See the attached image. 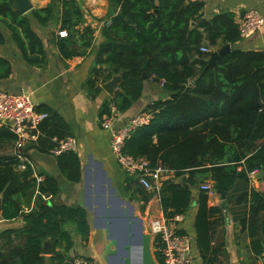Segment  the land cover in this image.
Segmentation results:
<instances>
[{
	"label": "trees",
	"instance_id": "16d2710c",
	"mask_svg": "<svg viewBox=\"0 0 264 264\" xmlns=\"http://www.w3.org/2000/svg\"><path fill=\"white\" fill-rule=\"evenodd\" d=\"M110 2L118 11L100 29L102 41L94 51L93 78L86 87L96 95L100 84L112 75L120 77L113 97L102 106L101 118L108 115L109 106L116 113L128 111L140 98L144 81H163L161 89L169 94L168 99L144 108L151 119L135 129L123 146L124 153L143 157L151 167L159 164L171 173L172 178L161 183L157 194L162 217L170 222L183 215L190 204V187L198 182L209 180L215 192L228 194L236 183H246L253 173H264V52L234 48L240 38L233 15L225 12L202 19L203 4L192 0ZM56 3L60 9L59 29L67 34L57 41L60 58L84 55V50L92 48L93 32L87 27L78 29L81 14L74 0ZM53 8L51 1L29 14L39 25H45L53 17ZM0 25L27 65H44L39 38L28 19L11 10V0H0ZM76 42L81 50L71 48ZM203 44L207 50L217 47V51L225 45L230 49L209 68L207 62L213 51L199 52ZM142 72L145 80L141 79ZM9 75V63L0 58V81ZM36 111L47 117L38 126L33 148L48 154L50 139L67 137L70 130L54 112L45 108ZM14 140L7 130L0 129V215L4 220L19 218L22 222L21 227L0 233V264H44L41 250L47 239L52 251L49 263L66 264L72 242L64 226H71L85 243L89 235L86 213L81 206L47 205L41 201L56 195V183L49 177L37 182L36 177L41 176L34 175L30 165L25 163L20 170L15 154H2L4 148L13 147ZM25 152L21 151L23 157ZM55 164L67 182H79L75 153L55 157ZM35 190L33 209L23 214L20 201L31 198ZM136 190L146 203L150 195ZM235 203L247 204L239 228L248 238L249 251L258 257L264 243V195L251 189L237 196ZM221 221V210L208 207L206 194L199 190L193 230L201 264H220L222 243H211ZM152 256L156 264H162L154 244Z\"/></svg>",
	"mask_w": 264,
	"mask_h": 264
},
{
	"label": "crops",
	"instance_id": "0c3cea01",
	"mask_svg": "<svg viewBox=\"0 0 264 264\" xmlns=\"http://www.w3.org/2000/svg\"><path fill=\"white\" fill-rule=\"evenodd\" d=\"M53 2V17L45 25H39L30 16L32 9L44 8ZM81 14V24L78 29L89 28L93 32L91 50H84L82 56L63 60L57 50L56 32L59 29V13L56 0H28L32 9L24 16L28 19L31 30L39 38L45 58L40 68L27 65L20 57L12 43L7 30L0 25V34L3 44L0 45V58L10 65V75L0 81V91L11 94L22 92L28 94L36 108H45L57 114L70 130L71 137L76 140L75 155L80 166V180L77 183L67 182L58 172L55 157L37 152L33 145L25 152L34 175L54 179L57 193L54 197H43L41 201L47 205L81 206L87 218L89 235L84 243L79 240L69 225L64 229L70 235L71 249L67 257H83L93 264H99L97 254L103 243V231L98 227L97 220L103 218V210L121 209L130 207L144 225L152 218H163L158 206L157 198L150 195L146 203L142 201L133 180L125 177L115 164L108 146L109 134L99 127V115L102 106L110 97L99 85V93L91 94L87 89V81L93 78V56L97 45L102 41L100 29L104 21L115 15L118 9L110 0H74ZM203 4L201 18L208 20L219 13H231L237 25L239 17L248 10L256 11L264 19V0H192ZM205 48L206 45L200 46ZM79 49L78 42L72 45ZM207 48V47H206ZM217 47L209 48L216 51ZM234 48L239 51L264 52V27L248 38L240 39ZM208 49V48H207ZM230 49V48H229ZM206 54V53H202ZM100 74L98 82L101 81ZM114 76L112 75L110 79ZM109 79V80H110ZM108 80V81H109ZM106 81V82H108ZM105 82V83H106ZM114 94V93H113ZM169 94L154 83L146 80L143 83L140 98L134 102L125 113H115L112 127L124 125L133 115L143 112L144 108L154 101L166 100ZM110 108V106H109ZM109 110V109H108ZM3 155H13V147L4 148ZM183 179H181V182ZM210 182L204 180L202 183ZM201 183L190 187V204L181 216H175L168 224L179 234L189 237L191 264H201L198 256L193 230V219L196 211V199ZM136 187V188H135ZM254 190L264 195V182L257 181L251 176L246 183H236L230 193L224 194L225 207L220 208L219 193L212 189L206 194L207 206L221 210L222 221L216 227L211 245L222 243L223 254L218 257L220 264H264V250L261 255L254 257L248 249V238L240 231L239 221L246 216L247 204L235 203L237 196ZM36 190L31 198L20 201L23 214L31 213L35 202ZM114 199L112 204L109 200ZM1 205V197H0ZM22 226L21 220H4L0 215V233L8 229H17ZM263 247L264 243L262 242ZM50 248L49 240L42 245ZM50 254H41L44 264L49 263Z\"/></svg>",
	"mask_w": 264,
	"mask_h": 264
},
{
	"label": "built area",
	"instance_id": "2783aa9c",
	"mask_svg": "<svg viewBox=\"0 0 264 264\" xmlns=\"http://www.w3.org/2000/svg\"><path fill=\"white\" fill-rule=\"evenodd\" d=\"M156 1V0H151ZM108 24V21L106 22ZM264 27V19L254 10L245 11L237 22V30L240 39H245ZM65 30H58V39L66 38ZM199 52L208 53L206 48H199ZM151 81V79H148ZM153 82V81H151ZM158 88H162L163 81L154 82ZM115 108L110 106L107 116H102L99 120V127L109 134L108 146L111 156L122 174L133 180L134 184L144 193L157 198L161 183L172 178L171 173L156 164L151 167L149 162L143 157H132L123 152L125 141L130 134L138 127L146 125L151 119V114L141 112L133 115L124 125L118 128L112 127ZM47 114L37 112L28 94L18 92L11 94L0 91V129L7 130L15 140L13 142V154L20 161V170H23L28 160L21 155L24 144L34 145L38 136V126L45 120ZM52 147L48 154L57 157L64 153L75 152L76 140L71 136L63 138H51ZM256 173V172H255ZM253 173V175L255 174ZM252 175V176H253ZM37 182L42 181V177H36ZM199 190L205 194L212 192V183L200 184ZM152 244L161 257L162 264H191V245L189 237L179 234L171 227L164 218H152L146 222ZM66 264H93L89 259L83 257H72Z\"/></svg>",
	"mask_w": 264,
	"mask_h": 264
},
{
	"label": "water",
	"instance_id": "95a60500",
	"mask_svg": "<svg viewBox=\"0 0 264 264\" xmlns=\"http://www.w3.org/2000/svg\"><path fill=\"white\" fill-rule=\"evenodd\" d=\"M32 9L28 0H11V10L17 12L19 15H24ZM201 16V14H200ZM229 52V46L225 45L219 50L210 53L207 62V67L212 68L213 63L219 57ZM145 70V64L142 67ZM141 79L145 80L146 76L144 72L141 74ZM120 77L114 76L108 82L101 85V89L110 97L113 96L114 91L120 84ZM32 147L31 143H25L23 151ZM253 178L257 181L264 182V173L259 170ZM215 187V186H214ZM213 189V188H212ZM221 204L220 208L225 207L224 193L219 192ZM122 212V219L124 220L119 229H124L121 238L113 237L109 232L113 226L107 223V215L109 210H103V218L97 220L98 227L102 229L103 243L99 254H97V260L99 264H156L152 252H151V238L149 234V228L144 225L142 220L138 218L130 207L117 209ZM122 240V243L120 242ZM264 250V247H263ZM51 248L44 247L41 250V254H50Z\"/></svg>",
	"mask_w": 264,
	"mask_h": 264
},
{
	"label": "rangeland",
	"instance_id": "374dc122",
	"mask_svg": "<svg viewBox=\"0 0 264 264\" xmlns=\"http://www.w3.org/2000/svg\"><path fill=\"white\" fill-rule=\"evenodd\" d=\"M151 83H154V82H151ZM154 84L157 87V84L156 83H154ZM109 201L112 204L114 203V199H110ZM123 222H124V220L122 219V212H119V210H114V209H110L109 210V213L107 215V223L110 226H113V228L109 231L112 234L113 237H116L118 239L122 237V233L125 230L124 229H119L118 226H121L123 224ZM119 243H122L121 239H120ZM151 252H152V248H151Z\"/></svg>",
	"mask_w": 264,
	"mask_h": 264
}]
</instances>
